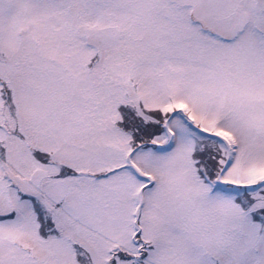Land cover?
<instances>
[{
	"label": "snow or ice",
	"instance_id": "obj_1",
	"mask_svg": "<svg viewBox=\"0 0 264 264\" xmlns=\"http://www.w3.org/2000/svg\"><path fill=\"white\" fill-rule=\"evenodd\" d=\"M0 264H264V0H0Z\"/></svg>",
	"mask_w": 264,
	"mask_h": 264
}]
</instances>
